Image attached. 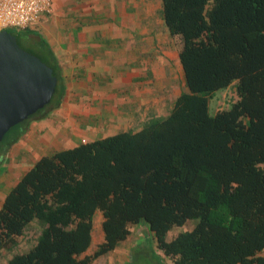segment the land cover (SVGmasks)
<instances>
[{"label":"trees","instance_id":"obj_1","mask_svg":"<svg viewBox=\"0 0 264 264\" xmlns=\"http://www.w3.org/2000/svg\"><path fill=\"white\" fill-rule=\"evenodd\" d=\"M159 2L184 90L136 130L37 158L0 206V264H91L138 223L171 264H264V0ZM4 29L56 83L47 104L3 134L2 152L61 91L44 43L26 45L27 27ZM232 82L236 98L210 114L213 91ZM96 213L100 240L89 251ZM29 223L34 240L4 257Z\"/></svg>","mask_w":264,"mask_h":264},{"label":"crops","instance_id":"obj_2","mask_svg":"<svg viewBox=\"0 0 264 264\" xmlns=\"http://www.w3.org/2000/svg\"><path fill=\"white\" fill-rule=\"evenodd\" d=\"M50 3V12L27 29L32 44L40 41L52 54L61 91L0 153V206L7 190L41 155L136 130L147 119L164 116L184 90L181 83L170 98L172 73L179 76L181 70L178 45L163 25L159 0L156 13L150 0ZM34 225L29 223L20 237L31 227L34 240Z\"/></svg>","mask_w":264,"mask_h":264},{"label":"water","instance_id":"obj_3","mask_svg":"<svg viewBox=\"0 0 264 264\" xmlns=\"http://www.w3.org/2000/svg\"><path fill=\"white\" fill-rule=\"evenodd\" d=\"M55 83L51 68L0 28V140L11 126L49 102Z\"/></svg>","mask_w":264,"mask_h":264},{"label":"rangeland","instance_id":"obj_4","mask_svg":"<svg viewBox=\"0 0 264 264\" xmlns=\"http://www.w3.org/2000/svg\"><path fill=\"white\" fill-rule=\"evenodd\" d=\"M150 1L152 3V7H155L156 13V0ZM143 4H145V1H142V5ZM32 43V39L28 36V42H26V45L33 47L34 45ZM172 75L173 91L171 92L170 98H172L173 92L175 93L177 87L179 88L180 84L182 83V76L180 75V72L178 76V72L174 70ZM233 83L234 82L230 83L226 87L213 91L212 96L208 99V112L210 114L218 109L229 107L231 102L236 98ZM170 98L169 96L167 97V99ZM166 101L167 102H165V104L167 105L168 100ZM161 112H164L163 108H161ZM0 153H2V151H0ZM100 219V215L96 213L93 218L92 242L89 246V251L93 250L96 243L100 240ZM194 222L195 219H190L180 227L171 228L166 234L167 237H171V235L179 230L190 228ZM34 227L37 230L36 225H34ZM29 229L30 230L26 232L23 237L16 238L15 247L12 249V251L6 252L4 257H7L12 252H22L28 248V246L33 241L32 237L35 233V230H32L31 227ZM129 230L130 232L128 236L119 242V244L112 251L96 258L91 264H171L162 254L156 250L150 237V233L143 223L133 224L129 227ZM261 254L264 255V249L261 251Z\"/></svg>","mask_w":264,"mask_h":264},{"label":"built area","instance_id":"obj_5","mask_svg":"<svg viewBox=\"0 0 264 264\" xmlns=\"http://www.w3.org/2000/svg\"><path fill=\"white\" fill-rule=\"evenodd\" d=\"M50 9V0H0V28L27 27Z\"/></svg>","mask_w":264,"mask_h":264}]
</instances>
